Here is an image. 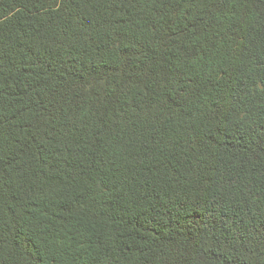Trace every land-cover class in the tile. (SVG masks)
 Masks as SVG:
<instances>
[{
	"label": "trees",
	"instance_id": "obj_1",
	"mask_svg": "<svg viewBox=\"0 0 264 264\" xmlns=\"http://www.w3.org/2000/svg\"><path fill=\"white\" fill-rule=\"evenodd\" d=\"M0 264H264V0H0Z\"/></svg>",
	"mask_w": 264,
	"mask_h": 264
}]
</instances>
